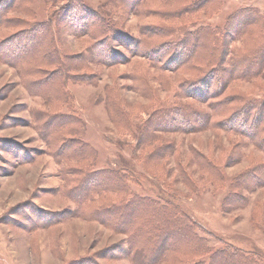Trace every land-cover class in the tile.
Instances as JSON below:
<instances>
[{"label": "rangeland", "instance_id": "rangeland-1", "mask_svg": "<svg viewBox=\"0 0 264 264\" xmlns=\"http://www.w3.org/2000/svg\"><path fill=\"white\" fill-rule=\"evenodd\" d=\"M81 2L110 16L120 31L135 39L141 37V24L155 27L165 23L161 9L173 5L168 0H147L146 8L154 12L139 17L124 15L112 0ZM11 3L0 2V264H131L125 234L75 215L81 211L78 204L86 198L76 189L81 176L75 175L83 166L86 152L80 144L84 143L97 153L93 168L131 170L139 177L136 190L172 200L221 239L222 247L235 246L253 256L255 264H264V187L244 189V206L228 209L225 202L232 180L252 164L264 161L262 151L236 134L212 129L156 130L163 138L157 137L150 144L139 142L149 115L168 107L178 85L196 77L194 71L167 72L160 84L159 71L143 59L135 40L127 49L109 33L104 44L109 51L119 53V63L92 62L91 68L72 69L77 75L66 80L68 98L61 101L56 89L43 81L42 67H31L29 56L44 51L53 40L62 45L68 58L79 61L90 39L74 20L77 11L70 10L73 17L49 32L39 28L31 32L35 20H47L51 11L61 14L65 10L62 4L50 9L43 1L31 2L34 20ZM245 6H253L264 15V0H215L166 24L191 28L193 25L182 24L197 20L199 25L222 27L234 10ZM245 39L250 43V38ZM246 44L244 39L229 41L225 56L245 51ZM27 51L29 55L17 63ZM87 79L94 83L83 81ZM263 91L264 78H258L236 81L224 94L258 98ZM201 105L209 110L205 103ZM113 106L124 113L127 124L113 122ZM240 141L242 158L229 162L231 147ZM170 142L174 146L170 156L156 160L150 155L156 146ZM193 149L216 165L223 180L199 167L192 157ZM98 203L95 198L93 206ZM195 258L174 254L164 264H184Z\"/></svg>", "mask_w": 264, "mask_h": 264}, {"label": "trees", "instance_id": "trees-1", "mask_svg": "<svg viewBox=\"0 0 264 264\" xmlns=\"http://www.w3.org/2000/svg\"><path fill=\"white\" fill-rule=\"evenodd\" d=\"M10 1L16 9L34 20L35 11L30 6L31 2L43 1L50 9L62 4L65 10L61 14L51 11L47 20H35V24L30 26L31 32L38 28L49 32L73 17L70 10L77 11L74 20L84 27L90 39L86 53L79 57V61L68 58L62 45L53 40L43 48L44 51L29 56L30 63L33 59L31 67L35 70L42 67L43 81L56 89L61 101L65 102L68 98L66 80L77 75L72 69L91 68L92 62L105 65L119 63V53L114 49L109 51L110 48L104 44V40L109 39L108 34L114 33L112 37L114 35L115 40L122 42L127 49L128 44H133L135 40L134 46L143 59L156 72L159 71L160 84L163 83L160 79L165 78L167 72L192 70L195 73L193 77L196 76L192 81H188L189 78L178 85L173 93V102L168 107L159 108L149 115L139 142L150 144L157 137L163 138L157 135L156 130L190 132L212 129L236 134L264 153V91L258 98L224 94L236 81L264 78V15L253 6L234 10L222 27L208 23L199 25L195 20L182 24L193 25L191 28H175L173 24L168 27L167 21L175 22V18L197 12L215 0H168L173 2L172 7L161 9L166 22L155 27L149 23L141 24V37L135 39L120 31L119 24L110 16L99 14L81 0ZM146 1L112 0V3L124 15L139 14V17H145L154 12V9L146 8ZM27 23V20L24 21V25L27 26ZM75 33L78 35V32ZM245 38H250V43ZM236 39H244V44L247 42L246 50H235L225 56L226 44ZM29 53H22L17 63L22 62ZM50 72L52 74L48 75ZM83 81L94 83L90 79ZM201 103H205L209 110ZM112 112L114 123L127 124L128 119L121 110L113 106ZM242 143L237 142L231 147L229 162L240 161L243 152H239L238 148ZM64 145L70 147L69 144ZM80 148L86 154L81 160L83 166L75 173L81 176L76 189L85 193L86 198L78 204L77 209L81 211L75 215L96 220L114 232L125 234L131 264H134V260L136 264H164L174 254L196 257L184 264H255L253 256L238 251L239 248L230 244L222 247L224 242L221 239L204 229L172 200L152 197L136 190L139 183L136 173L110 166L93 168L97 158L95 149L88 143L80 144ZM173 151L171 142L168 145L161 143L153 148L150 155L159 160L170 156ZM192 157L200 168L223 180L216 165L204 154L193 149ZM181 175L187 180L185 172H181ZM257 187H264V161L252 164L232 180L225 197L228 209L244 206L247 197L241 192ZM95 198L99 201L96 207L93 206Z\"/></svg>", "mask_w": 264, "mask_h": 264}]
</instances>
